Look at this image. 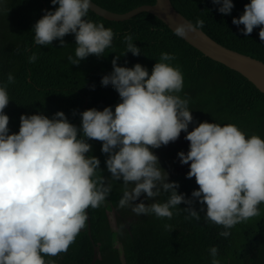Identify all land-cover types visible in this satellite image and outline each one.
<instances>
[{"label": "clouds", "instance_id": "1", "mask_svg": "<svg viewBox=\"0 0 264 264\" xmlns=\"http://www.w3.org/2000/svg\"><path fill=\"white\" fill-rule=\"evenodd\" d=\"M91 3L51 0L58 7L45 10L34 24V44L46 47L59 41V47H64V37L72 34L77 45L75 57H68L72 65L78 66L89 56H104L113 45L115 33L87 18ZM212 3L219 5V13L232 14L230 26L236 36L253 40L264 52V0ZM0 10L6 11L2 5ZM237 10H243V14L233 18ZM203 27L202 19L195 24L189 20L177 24L173 34L185 39ZM124 43V55L141 54L131 34H125ZM36 59L33 53L28 62ZM119 59L113 58L112 71L102 77L101 85L111 86L120 102L114 111L108 106L102 111L90 108L80 112L79 126L71 123L63 111L51 118L43 113L22 114L18 133H10L5 109L11 101L7 87L15 83V77L10 73L7 83L0 84V264H46L45 256L50 259L47 264H52L63 257L61 253L68 251L81 230L88 228L92 238L87 210L99 208L112 185L97 175L99 158L86 155L92 151L89 141L101 142L110 177L124 185L122 198H117L116 206L104 215L105 226L113 235L111 248L120 253L121 259L122 239L114 235L124 234L139 217L155 218L158 225L166 223L165 228L173 233V209L175 215L185 212V219L197 221L205 214L206 221L225 229L219 235L227 238L237 224L260 216L259 205L264 203V136H246L235 124L207 121L189 131L194 118L189 100L179 95L184 77L180 67L170 63L176 57L162 52L151 73L140 63L119 66ZM182 132L186 133L185 141L190 142L189 150L177 153L179 164L171 165L167 173L153 149L179 140ZM180 176L198 185L191 198L181 193L184 186ZM196 202L199 208L194 206ZM182 203L187 207H179ZM109 212L114 214L115 228ZM102 245L100 240L93 242L94 253L97 250L94 264ZM209 254L211 264H220L217 247H211Z\"/></svg>", "mask_w": 264, "mask_h": 264}, {"label": "trees", "instance_id": "2", "mask_svg": "<svg viewBox=\"0 0 264 264\" xmlns=\"http://www.w3.org/2000/svg\"><path fill=\"white\" fill-rule=\"evenodd\" d=\"M101 7L117 13L127 12L142 4H152L155 0H92ZM239 1V0H238ZM172 5L192 23L204 21L202 30L226 47L238 50L264 62V52L253 40H245L231 31V15L219 13V5L212 0H171ZM6 11L0 10V84L7 83L11 73L15 83L8 84L10 103L5 113L10 118V133H18L22 114L43 113L51 118L57 111H63L68 120L79 126L80 112L90 108L103 110L114 108L120 102L118 93L111 87H103L101 79L112 71V60L120 56L119 66L133 67L140 63L151 70L162 52L173 54L176 59L170 63L179 66L184 77V87L179 95L189 100L194 122L189 131L200 122L235 124L246 136H264V93L257 91L241 75L208 57L173 34L159 18L146 11L139 12L130 19L113 21L89 11L88 19L103 23L115 33L113 45L106 49L104 56H89L80 64L72 65L68 57H75V37H64L66 45L59 47V41L46 47L34 44V24L45 14L54 11L51 0H0ZM243 14L237 10L234 17ZM232 18V19H233ZM125 34L133 36V43L140 48L141 54L133 56L126 53ZM33 53L37 59L29 63ZM94 86V90H93ZM76 115H73V111ZM181 139L153 149L159 158L160 167L168 173L171 165L179 164L177 153H187L189 143ZM92 144L90 154L100 160L97 175L105 177L112 185L106 201L97 209H88L91 219V236L88 228L81 230L77 241L70 246L63 257L54 259L52 264H90L94 248L93 242L102 241V252L95 264H211V247L218 248L216 259L220 264H264V203L259 205L260 216L237 224L230 229L227 238L219 235L225 229L204 215L196 219H185L187 213L174 216L171 224L175 231L169 233L166 223L158 225L155 218H136L124 234L114 235L122 239L124 259L111 248L113 235L107 230L104 215L107 209L116 206L117 198H122L124 185L115 181L107 171L106 155L102 154L99 141ZM176 167V165H175ZM184 188L181 193L191 198L193 190L198 189L196 182L187 181L180 176ZM170 182V180H169ZM197 208L200 204H194ZM185 208L187 205L181 204ZM201 215V213H200ZM87 223V221H86ZM164 228L167 232L164 231ZM94 241H93V240ZM46 264L50 261L45 256Z\"/></svg>", "mask_w": 264, "mask_h": 264}, {"label": "water", "instance_id": "3", "mask_svg": "<svg viewBox=\"0 0 264 264\" xmlns=\"http://www.w3.org/2000/svg\"><path fill=\"white\" fill-rule=\"evenodd\" d=\"M90 10L114 21L130 19L139 12L146 11L163 21L171 31L177 24L189 21L174 8L171 0H155L152 4H142L124 13L110 11L92 1ZM184 40L201 51L205 56L243 73L264 91L263 62L222 45L208 36L202 29L189 33ZM96 258L97 250L95 249L91 264H94Z\"/></svg>", "mask_w": 264, "mask_h": 264}, {"label": "rangeland", "instance_id": "4", "mask_svg": "<svg viewBox=\"0 0 264 264\" xmlns=\"http://www.w3.org/2000/svg\"><path fill=\"white\" fill-rule=\"evenodd\" d=\"M179 139H181V136L179 137ZM184 140H185V139H184ZM109 215H110L111 225H112V227L115 228V217H114L113 212H109ZM77 238H78V236L76 237L75 242H74L73 244H71L70 246H73V245L76 243Z\"/></svg>", "mask_w": 264, "mask_h": 264}]
</instances>
